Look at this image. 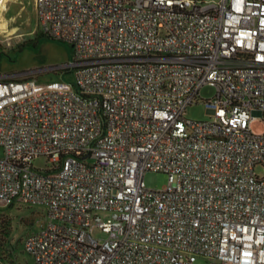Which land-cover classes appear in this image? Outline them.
<instances>
[{
    "label": "built area",
    "instance_id": "built-area-1",
    "mask_svg": "<svg viewBox=\"0 0 264 264\" xmlns=\"http://www.w3.org/2000/svg\"><path fill=\"white\" fill-rule=\"evenodd\" d=\"M35 5L74 77H0V203L46 207L35 264H264V0Z\"/></svg>",
    "mask_w": 264,
    "mask_h": 264
},
{
    "label": "rangeland",
    "instance_id": "rangeland-1",
    "mask_svg": "<svg viewBox=\"0 0 264 264\" xmlns=\"http://www.w3.org/2000/svg\"><path fill=\"white\" fill-rule=\"evenodd\" d=\"M5 16L13 17L14 20L7 22L0 17V77H31L40 83L73 82V74L67 75L70 70L64 69L72 59V48L46 35L44 27L38 23L33 0H9ZM14 27H18L15 36L4 39L5 32H10ZM17 36L21 39H17ZM215 94L216 90L207 86L201 90L200 98L203 101L210 100ZM185 117L198 121H209L211 118L203 103L189 107ZM251 130L254 134H264V123L253 121ZM35 166L44 170L46 161L39 159L35 161ZM257 173L261 176L263 170L258 168ZM168 181V176L163 173L149 172L144 177L146 187L151 190L163 189ZM2 211L0 223L10 222L9 240L16 246H21L28 235L39 232L48 223L45 206L15 203L13 207H4ZM98 237L104 238L103 235ZM19 258L21 264H35L26 253ZM195 264L207 262L198 259Z\"/></svg>",
    "mask_w": 264,
    "mask_h": 264
},
{
    "label": "trees",
    "instance_id": "trees-1",
    "mask_svg": "<svg viewBox=\"0 0 264 264\" xmlns=\"http://www.w3.org/2000/svg\"><path fill=\"white\" fill-rule=\"evenodd\" d=\"M70 72L67 73L69 75ZM14 205H4L0 203V219L3 216L2 210L4 207H13ZM0 258L6 262V264H21L20 263V256L26 253L27 255L31 256L25 249L24 242L26 240V237L23 241V244L21 246L13 245L12 242H10V235H11V226L10 222H2L0 223ZM32 257V256H31Z\"/></svg>",
    "mask_w": 264,
    "mask_h": 264
},
{
    "label": "crops",
    "instance_id": "crops-1",
    "mask_svg": "<svg viewBox=\"0 0 264 264\" xmlns=\"http://www.w3.org/2000/svg\"><path fill=\"white\" fill-rule=\"evenodd\" d=\"M0 1H1V0H0ZM8 1H9V0H7L6 3H5V6H4V9H3V11H2L1 17H2L5 21H7V22H11V20H14V18H13V17H11V18H7V17L5 16ZM33 5H34L35 10H36L35 0H33ZM13 29L17 30L18 27H14ZM32 235H33V234H32ZM28 236H30V235H28Z\"/></svg>",
    "mask_w": 264,
    "mask_h": 264
},
{
    "label": "water",
    "instance_id": "water-1",
    "mask_svg": "<svg viewBox=\"0 0 264 264\" xmlns=\"http://www.w3.org/2000/svg\"><path fill=\"white\" fill-rule=\"evenodd\" d=\"M16 31L17 30L12 29L10 32H5L6 33V36H4V38H8V37L13 36L16 33Z\"/></svg>",
    "mask_w": 264,
    "mask_h": 264
},
{
    "label": "bare ground",
    "instance_id": "bare-ground-1",
    "mask_svg": "<svg viewBox=\"0 0 264 264\" xmlns=\"http://www.w3.org/2000/svg\"><path fill=\"white\" fill-rule=\"evenodd\" d=\"M6 1H7V0H1L0 17H1V14H2V11H3V9H4V6H5Z\"/></svg>",
    "mask_w": 264,
    "mask_h": 264
}]
</instances>
